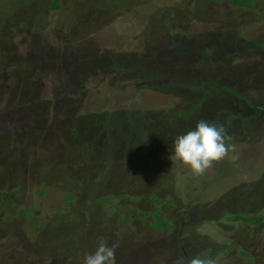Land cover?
I'll return each instance as SVG.
<instances>
[{"label":"rangeland","instance_id":"obj_1","mask_svg":"<svg viewBox=\"0 0 264 264\" xmlns=\"http://www.w3.org/2000/svg\"><path fill=\"white\" fill-rule=\"evenodd\" d=\"M53 2L0 0V264H84L101 239L116 264H264V222L225 220L264 217V0ZM201 120L230 150L197 176L173 143Z\"/></svg>","mask_w":264,"mask_h":264},{"label":"clouds","instance_id":"obj_2","mask_svg":"<svg viewBox=\"0 0 264 264\" xmlns=\"http://www.w3.org/2000/svg\"><path fill=\"white\" fill-rule=\"evenodd\" d=\"M226 130L207 121H199L193 130L176 137L173 143V159L187 167L194 175H203L214 163L221 162L229 154L225 143ZM117 244L108 246L101 239L93 254L84 257V264H116ZM182 264H217L212 258L193 257Z\"/></svg>","mask_w":264,"mask_h":264},{"label":"trees","instance_id":"obj_3","mask_svg":"<svg viewBox=\"0 0 264 264\" xmlns=\"http://www.w3.org/2000/svg\"><path fill=\"white\" fill-rule=\"evenodd\" d=\"M78 1H81V0H78ZM116 1L117 2H122L123 0H116ZM229 4H230L231 7L235 8V9L246 10V11L249 10L250 11V10L255 9L258 6L259 0H229ZM50 8H51L52 11H60L61 10L60 0H54V2L52 3ZM186 87H187L186 89H191V88L193 89V85H191V86L187 85ZM213 87L214 86H211L212 90H210V94H211V96H215V98L221 92H223L226 95L231 96L232 98H235V99L238 97L237 92L235 91V88H233V86L226 87L224 85H221L218 88L217 87L213 88ZM199 91H201V90H199ZM202 93L205 94L206 92L203 91ZM193 106H194V109L197 108L196 111L199 110V109L203 110L202 108L204 107V106H200L197 103L194 104ZM199 106L202 107V108H200ZM184 118H187V116L185 115ZM46 192H47L46 190H42V191H40V195L43 196V195L46 194ZM111 198H113V196L103 197V200H99V202L100 201H104V203H107V200L110 201ZM149 199L151 200L152 205L156 207V211L152 214V216L155 219V221L151 224V226L154 229H156L157 231H160V232H168V231H170L171 225L168 223V221L165 220V213H164L163 210H172L173 206L172 205H165V200H160V199L154 198V197L149 198ZM73 200H74V196L72 194H67L66 198H65V202L62 203L63 207H66V208L69 207L70 202H72ZM161 207H165V208L162 210ZM31 210L32 209H30V210L20 209L19 212H18V215H19V217H25V218L27 217V218H29L30 226H34L33 224H35L36 225V229L39 230L41 228L39 226L40 217H38V216L31 217L29 215L31 213ZM62 213H63L62 210H57L56 211L57 215L61 216ZM138 214H139L140 218H142V219H145L149 215L148 213H144V212H140V211L138 212ZM121 218L123 219V217H121ZM225 218H226L225 220H226L227 223H230V224H234V223L238 224V223H240V224L247 225V226H252V227H258V226L262 225V223L264 222V217H262L260 215L253 216L251 214L250 215H248V214L229 215V216H227ZM130 222H132V221L131 220L127 221V223H130ZM228 243H232V241L229 240V241H227V244ZM239 254H240L241 257H243V259L244 258H247V259L250 258V255L244 250L239 251Z\"/></svg>","mask_w":264,"mask_h":264}]
</instances>
